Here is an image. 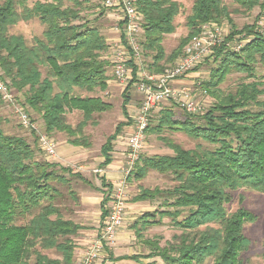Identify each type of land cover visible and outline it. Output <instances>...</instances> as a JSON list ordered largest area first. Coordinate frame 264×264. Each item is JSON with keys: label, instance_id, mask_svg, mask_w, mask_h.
Listing matches in <instances>:
<instances>
[{"label": "trees", "instance_id": "1", "mask_svg": "<svg viewBox=\"0 0 264 264\" xmlns=\"http://www.w3.org/2000/svg\"><path fill=\"white\" fill-rule=\"evenodd\" d=\"M66 1L71 5H65L64 0H43L32 7L21 5L19 11L16 0H0V82L22 97L18 106L38 114L47 136L64 133L69 144L87 149L91 144L83 129L94 123L95 114L110 109L107 102L94 95L108 87L110 63L105 54L109 47L101 29L83 21V2ZM231 1L247 12L257 6L264 9V0ZM135 5L142 16L139 44L147 73L159 74L172 66L202 25L222 20L232 23L228 7L221 0H194L186 18L187 35L166 55L162 40L175 32L174 19L180 4L175 0H135ZM31 19L44 26L41 37L33 38L32 44L21 35L9 33L20 21ZM231 27L225 41L236 40L244 32L249 39L239 45L237 52L226 48V43L214 48L205 60L212 59L217 64L206 89L217 87L230 72L245 74L253 81L240 83L233 94L217 95L200 124L190 118L173 120L172 112H162L158 125L147 131L184 132L207 147L186 150L168 142L172 155L141 156L128 177V181H140L152 170L171 176L175 182L164 192L142 189L134 197L148 202L154 201L156 195L162 199L160 207L142 214L132 225L137 239L142 237L141 230L161 225L164 218L180 231L163 248L158 242L143 241L155 251L145 258L157 257L163 264H202L206 258H211L213 264H244L242 254L252 244L243 227L254 216L243 208L229 213L226 204L231 192L240 188L264 193V74L255 76L256 69L264 70V35L253 29L256 25L241 30ZM136 70L133 67V80L122 94L126 122H120L101 146L102 166L111 161L113 141L132 122L126 105ZM80 92L93 95L83 96ZM74 110L82 115L76 127L65 119ZM1 122L0 116V125ZM55 168L53 163L36 161L35 151L25 139L5 135L0 128V264L74 263L73 238L82 227L63 218L59 207L52 203L59 194L50 183L63 182ZM107 201L105 197L101 219L108 212L104 208ZM184 213L187 214L180 219ZM21 219L26 222L20 224ZM140 258L131 259L137 264H156L142 263Z\"/></svg>", "mask_w": 264, "mask_h": 264}, {"label": "rangeland", "instance_id": "2", "mask_svg": "<svg viewBox=\"0 0 264 264\" xmlns=\"http://www.w3.org/2000/svg\"><path fill=\"white\" fill-rule=\"evenodd\" d=\"M36 1L43 0H16V8L17 10L21 11L23 6L32 7ZM81 1L83 2V10L81 12L83 21L88 22L90 26H96L101 29V34L105 37L106 43L109 47L107 53L105 54V59L109 62V58L111 55H113L115 41L119 36V33H117L115 29H119L117 26L119 21L110 10L103 7L102 0ZM175 1L180 4V10L174 19L175 32L173 34L164 36L162 40V46L166 55H169L178 46L180 39L187 35L188 29L186 26V18L191 13L194 0ZM221 1L227 5L230 12L229 19H231L232 23L222 20L219 24H215L222 29L221 36L219 37L218 43L216 44L217 47H223L226 43V48L237 52L239 51V45L242 46L244 42L248 41L249 36L245 35V32L241 35H237L235 38L236 40L233 39L230 42L229 40L225 41V38L232 30L231 26H234L237 30H241L245 26L256 25V28L253 29L258 32H262L264 35V9H261L257 6L253 8L252 11L247 12L241 10L239 7L233 4L231 0ZM64 3L67 6L71 5V3H68L66 0H64ZM43 30L44 26L37 19H31L28 21H20L9 29V33L13 35H21L28 44H32L33 38L41 37ZM145 60L149 62L148 59ZM216 65L217 64L212 62V59L209 61L203 60L193 70L181 78H187V83L182 82L181 84L176 85L177 88L180 86H186L192 90L191 92L194 95L200 110L187 112L183 108L181 109L173 100L162 102L161 104L155 106V108L152 110L149 127L152 128L157 126L162 112L168 110L172 112L173 120H185L190 118L192 122L200 124L202 121L201 117L205 116L211 105L214 103L215 97L217 95L221 94L224 96L226 94H233L240 83H250L253 81L252 78H247L245 74L230 72L226 75L224 80L219 85H217V87L211 88L207 91L205 84L211 80V71L214 70ZM166 66H168V63L165 65V67ZM107 71L108 76H110V80L113 81L112 85L105 92H97L94 95L101 97L105 102H107L110 105V109L103 113L95 114L93 118L94 123L90 122V124H88L83 129V134L91 145L89 148H87L86 155L82 154L80 157L84 158L88 156L89 161L83 160L85 162L82 163H79L80 161L73 162L69 160L59 162L56 159L57 155L54 158L48 157L42 150L39 149L38 146L39 137L41 135L47 136L38 114L34 113L32 110H28L25 107V111L29 114L31 122L35 124V129H24L19 124L18 116L15 110L17 107L15 105H21L22 97L12 89L11 94L14 98L15 104L6 103L2 100L0 103V116L2 121L0 128L2 129L3 133L8 136L21 137L25 139L26 142L34 149L36 161L53 163L57 165L55 170L58 172L57 174L59 176H62L63 182L53 181L50 183V185L55 190H57L59 194L58 196H55V199L52 203L53 205L59 207L63 218L69 219L74 223L84 227H98L100 225V209L97 206V198L94 191L98 190V188L101 186V177L99 176L100 172L97 171L98 168H100L98 166L99 162H97V158L102 157L100 154V148L105 142L106 138L113 133L115 127L120 122H126L121 109L123 103L122 94L124 89L129 86L131 78L128 76V79L124 82L117 81L113 76L111 65ZM255 74V76L259 78L264 74V70L259 67L256 69ZM133 88L135 89L133 84H131L128 91L131 92V89ZM203 90H205V94L202 93ZM209 91H211L214 96L210 94ZM80 94L83 96L93 95L86 92H80ZM135 104V106L138 107V99L136 100ZM129 114L130 120H132L135 115V109L134 111L130 110ZM65 119L67 124L72 127H76V125L82 120V115L80 112L74 110L67 113ZM131 124L132 122L130 121V124H128L126 127H123L121 133L119 134V137H121L123 141H125L126 137L128 136V127H130ZM51 138L56 144V149L57 142H59V140H67V136L64 133H54ZM168 142L179 145L181 148L186 150L195 149L200 145L207 147V144H205L203 141L193 139L184 132L163 129L161 133L154 134L146 131L145 141L140 156L152 157L160 155H172V150L167 147ZM59 168H65V170L70 172H62L59 170ZM76 175L82 176L84 179H86L90 183V186L86 185L87 183H85ZM174 184L175 182L172 180L171 176L148 170L146 176L140 181L127 180L128 189L126 206L127 202L132 198V196L142 189L153 190L156 188L158 189L156 192L161 193L171 188ZM155 198L156 199L154 201L145 203L147 206L144 205V207H146L145 210H148V212L160 207L162 199L157 195ZM238 208L246 209L254 216V220L252 222H245L243 227L244 235L252 242L249 250L242 254L243 260L245 262L244 264H264V193L256 192L249 188H240L231 192L230 202L226 204L227 212H233ZM186 214L187 213H184L180 219ZM25 222L26 220L23 221L22 219L19 221L20 224H24ZM179 234L180 231H178L172 225L171 220L167 218L162 219L161 225L147 227L146 229L141 230L142 237L140 239L135 237V246L137 252L139 253L138 255L141 257L140 262L147 263L155 261L156 264H163L160 258H145V256L150 252H155L143 244L145 239H148L149 242L153 241L156 244L158 242L159 247L163 248L168 242H172L174 240V236ZM202 264H213V261L211 258H206Z\"/></svg>", "mask_w": 264, "mask_h": 264}, {"label": "built area", "instance_id": "3", "mask_svg": "<svg viewBox=\"0 0 264 264\" xmlns=\"http://www.w3.org/2000/svg\"><path fill=\"white\" fill-rule=\"evenodd\" d=\"M102 1L103 7L110 10L119 21L117 25L119 29L115 28L119 36L114 44L113 55L109 58L113 76L121 82L126 81L129 76L132 81L133 67H136V75L132 84L140 94V99L125 140L127 151L119 169L120 177L114 182L109 196L108 212L97 236L89 241L76 264H94L106 247L115 245L116 234L122 226L126 212L127 180L141 157L152 110L158 104L170 100L187 112L200 110L192 90L186 86L177 88L175 85L177 81L213 54L222 33V29L215 24L202 25L200 31L191 37L184 46L172 66L166 67L159 74L147 73L144 69V60L139 44L142 16L136 8L135 0ZM202 93L205 94V90ZM0 98L3 102L15 104L11 92L5 88L2 82H0ZM15 106H17L15 110L19 124L24 129H35V124L31 122L29 114L21 106ZM38 146L50 158L57 155L56 144L49 136L41 135L38 139Z\"/></svg>", "mask_w": 264, "mask_h": 264}, {"label": "crops", "instance_id": "4", "mask_svg": "<svg viewBox=\"0 0 264 264\" xmlns=\"http://www.w3.org/2000/svg\"><path fill=\"white\" fill-rule=\"evenodd\" d=\"M187 83L186 79H181L176 82L177 84L181 83ZM113 81L109 80L107 81V89L112 85ZM175 85V86H176ZM128 104L126 105V111L129 114V111L136 112L137 107L135 106L136 100L140 99V94L138 91H136L134 88L131 89V92L128 91ZM138 103V102H137ZM139 105V104H138ZM130 116V114L128 115ZM129 130L131 128L128 127ZM126 142L122 140L119 135L116 137V139L112 143V150L110 152V158L111 161L108 165L102 166L103 163V157L97 158V162H99L98 172H100L99 176L101 177V186L98 188V190H94L96 194V203L97 206L100 209V225L97 226H90V227H82L81 230L78 231L76 237L73 238L74 243V251H73V264H76L81 256L83 255V252L89 243L95 236H97L99 229L101 227L103 219H101V213H102V202L105 199V197L108 198L111 193L112 186L114 182L120 177V167L122 163L124 162L125 153L127 151L126 148ZM87 149L79 146H72L67 142V140H62L57 142V160L60 161H80L79 163L85 162L83 160H88V156L82 158L80 157L82 154L87 153ZM91 159V158H90ZM80 179H82L86 185L90 186V183L84 179L82 176L76 175ZM138 194V192L132 196V198L127 202L126 206V212L123 218L122 226L119 228L116 234V242L115 245L112 247H106L99 257V259L94 264H137L136 260L131 259L132 257L139 256L137 249H136V239H135V232L132 229V225L139 219V217L148 212V210H145L147 206L148 201H136L134 200V197ZM108 201L106 205H104V208L107 209ZM141 259H139L140 261Z\"/></svg>", "mask_w": 264, "mask_h": 264}]
</instances>
